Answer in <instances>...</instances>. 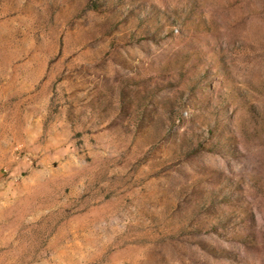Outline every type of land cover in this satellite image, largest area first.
Returning <instances> with one entry per match:
<instances>
[{"label":"rangeland","instance_id":"374dc122","mask_svg":"<svg viewBox=\"0 0 264 264\" xmlns=\"http://www.w3.org/2000/svg\"><path fill=\"white\" fill-rule=\"evenodd\" d=\"M0 264H264V0H0Z\"/></svg>","mask_w":264,"mask_h":264}]
</instances>
